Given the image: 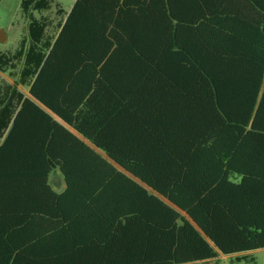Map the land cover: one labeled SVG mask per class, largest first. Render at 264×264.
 Masks as SVG:
<instances>
[{"label":"trees","instance_id":"trees-1","mask_svg":"<svg viewBox=\"0 0 264 264\" xmlns=\"http://www.w3.org/2000/svg\"><path fill=\"white\" fill-rule=\"evenodd\" d=\"M184 1L22 0L28 34L0 51L15 79L0 85V264H221L264 248V20L184 37Z\"/></svg>","mask_w":264,"mask_h":264},{"label":"crops","instance_id":"crops-1","mask_svg":"<svg viewBox=\"0 0 264 264\" xmlns=\"http://www.w3.org/2000/svg\"><path fill=\"white\" fill-rule=\"evenodd\" d=\"M183 4L186 10L181 15L182 17L181 20L193 21L194 23H197L193 26V28L191 27L190 29H184L183 31H181V36L189 37V38L193 37L199 39L200 37H213L220 35V33L216 29H214V27L212 26L206 27L205 25L203 26L202 23L227 21L228 23H232L235 25V27H237L236 26L237 23L241 24L243 22H248L253 20H261V19L264 20L262 14L258 13V11L254 8L255 6L252 0H186L184 1ZM150 20L152 21L165 20V18L162 17L161 15H152ZM242 32L244 33V31ZM222 35L237 36L239 34L237 32L224 31ZM46 109L58 121L62 122L66 127L71 129L73 133H76V130L71 126H69L64 120H62L60 116H58L55 112H53L49 108L46 107ZM50 128L51 125L47 123V121H45L43 123V129L45 133H49L47 142H50V140L52 139L51 135L55 131L56 139L54 141V144L57 150H61L62 148H66L67 150H69L70 147L73 146L72 141L70 143L69 135L64 130L60 129L59 127H57L56 130ZM46 129H49V131L46 132ZM45 139L46 137H42L43 142H45ZM1 140L3 142L4 139L2 138ZM133 177L136 178L138 181H141L139 178L135 176ZM233 178L235 180H240L241 177L238 176ZM49 183L51 184L53 190L57 191L58 193H63L69 188V183L67 182L66 177L64 176V174L62 173L59 167L55 168L51 172L49 176ZM142 183L147 187H149L146 183L144 182ZM73 200H74V194L70 193L66 197V201L67 203H69V202H73ZM26 207L27 208H23L21 206L19 207L18 209L20 211L18 212L19 215H24L25 213H27V211H30L28 209V206ZM5 210L7 212V207ZM28 224L30 228L33 227L35 229H40V230L43 229L45 225L40 218Z\"/></svg>","mask_w":264,"mask_h":264},{"label":"rangeland","instance_id":"rangeland-1","mask_svg":"<svg viewBox=\"0 0 264 264\" xmlns=\"http://www.w3.org/2000/svg\"><path fill=\"white\" fill-rule=\"evenodd\" d=\"M62 7L70 11L76 0H56ZM22 0H2L0 3V51H12L17 48L21 39L28 34V19L21 10ZM56 9V8H55ZM54 13V12H52ZM3 80L14 82L15 79L7 72L0 70V85ZM19 87L27 92L23 85ZM2 140L0 139V144ZM254 257V259H250ZM221 264H264V248L249 252V259L237 261L234 256L222 255ZM183 264H211L202 261L188 262Z\"/></svg>","mask_w":264,"mask_h":264}]
</instances>
